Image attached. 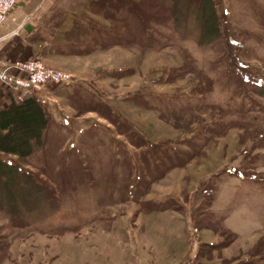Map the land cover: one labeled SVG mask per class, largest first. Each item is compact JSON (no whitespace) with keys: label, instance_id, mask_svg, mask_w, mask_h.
I'll return each instance as SVG.
<instances>
[{"label":"rangeland","instance_id":"rangeland-1","mask_svg":"<svg viewBox=\"0 0 264 264\" xmlns=\"http://www.w3.org/2000/svg\"><path fill=\"white\" fill-rule=\"evenodd\" d=\"M158 1L86 0L83 99L0 151L46 195L0 186V264H264V0H212L208 43Z\"/></svg>","mask_w":264,"mask_h":264},{"label":"crops","instance_id":"crops-1","mask_svg":"<svg viewBox=\"0 0 264 264\" xmlns=\"http://www.w3.org/2000/svg\"><path fill=\"white\" fill-rule=\"evenodd\" d=\"M85 2L86 0H17L10 14L0 22V62L33 56L40 58L49 67L79 74L82 69H70L65 61L75 62L83 56L81 51L86 45V36L81 32L80 23L85 18L81 12ZM77 80L82 82L81 78L76 77L61 84L45 83L30 95H23L0 80V109H7L11 104L20 102L21 95L23 99L31 96L42 107L48 121L41 133L42 137L49 120L57 115L64 116L63 113L55 112L54 107H45L44 102L60 105L57 101L83 99L84 91L74 88L77 84L74 81ZM74 118L78 120V117ZM60 124L65 127L64 123Z\"/></svg>","mask_w":264,"mask_h":264},{"label":"trees","instance_id":"trees-1","mask_svg":"<svg viewBox=\"0 0 264 264\" xmlns=\"http://www.w3.org/2000/svg\"><path fill=\"white\" fill-rule=\"evenodd\" d=\"M98 1L101 3V0ZM158 2L163 4L164 0H159ZM213 4L212 0H170L168 6L170 7L172 19L179 23L182 21L183 9L184 5H186L188 7L187 15L189 19H193L198 27H200L202 30L201 37L203 41L208 43L215 39L218 33V24L214 12L215 5ZM123 18L126 21L130 19L126 14ZM47 122L44 110L31 96L30 98L11 104V107L7 109H0V151L18 156L20 159L31 155L34 146H39L42 143L41 133L47 126ZM2 173L5 175V180L1 178ZM32 181L30 175L25 172H19L17 165L6 166L0 161V186L4 188V194H6L5 198L1 196V203L11 205L13 200L10 197H12L17 201L16 203L23 200L25 205L29 200L26 197L33 190H36V194L39 196L46 197L44 190L39 185L32 187L30 184ZM14 183L17 186H14ZM18 183L22 186H19ZM12 186L14 188L17 187V190H21L20 196L13 194ZM26 193L28 195H25ZM8 210H10V213L18 214V211L12 208V206H9ZM181 264L190 263L183 262ZM241 264L251 263L248 257H246L242 260Z\"/></svg>","mask_w":264,"mask_h":264},{"label":"built area","instance_id":"built-area-1","mask_svg":"<svg viewBox=\"0 0 264 264\" xmlns=\"http://www.w3.org/2000/svg\"><path fill=\"white\" fill-rule=\"evenodd\" d=\"M16 3L17 0H0V22L6 19ZM70 77L64 70L50 68L44 65L40 58L33 56L27 60L15 59L11 64L2 62L0 65V80L22 93L30 94L45 83L58 84L68 81Z\"/></svg>","mask_w":264,"mask_h":264}]
</instances>
